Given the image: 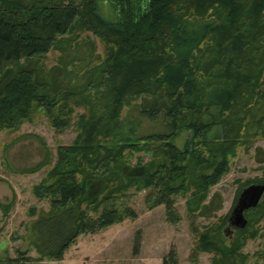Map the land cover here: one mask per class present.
<instances>
[{
    "label": "trees",
    "instance_id": "16d2710c",
    "mask_svg": "<svg viewBox=\"0 0 264 264\" xmlns=\"http://www.w3.org/2000/svg\"><path fill=\"white\" fill-rule=\"evenodd\" d=\"M83 45L87 62L76 57ZM50 52L58 63L47 69ZM82 63L85 80L77 86L74 69ZM263 105L264 0H0V131L42 116L56 134L76 133L58 145L54 162L46 153L32 169L51 166L32 187L48 205L29 228L38 257L19 251L0 264L62 261L79 237L136 218L131 199L142 192L147 210L162 206L171 225L185 199L191 264L203 253L211 264H246L247 242L264 238V194L245 213L244 229L229 237L225 228L240 192L264 184L263 167L262 177L240 184L224 217L202 229L194 219L220 210L218 194H209L236 148L264 137V114H255ZM141 118H160L163 131L141 135ZM162 264H177L173 248Z\"/></svg>",
    "mask_w": 264,
    "mask_h": 264
},
{
    "label": "rangeland",
    "instance_id": "374dc122",
    "mask_svg": "<svg viewBox=\"0 0 264 264\" xmlns=\"http://www.w3.org/2000/svg\"><path fill=\"white\" fill-rule=\"evenodd\" d=\"M109 9V8H108ZM106 5L101 7L104 16L111 18V10ZM83 38V36H81ZM80 38V39H81ZM89 39L98 44L97 39L89 36ZM88 45H83L76 53L77 59L86 60L83 52ZM97 53L101 57L102 51L97 45ZM58 53H49L43 63L47 69L57 65ZM97 63V62H95ZM75 83L79 86L85 77L78 72ZM125 115L129 118H137L135 109H126ZM257 115L264 114V105L255 111ZM142 124L139 127L141 135L151 132L163 131L162 120L149 121L141 118ZM16 131H0V205L12 204L10 211L5 212L0 208V258H19V251L26 253L25 257L37 258L38 254L31 245L29 228L36 220V212L42 209L48 210V205L40 201L32 193V187L44 177L51 167L43 166L41 169L32 172L37 164L42 163L46 153L53 160L58 145H69L76 136L71 128L64 133L56 134L49 126L44 117L38 116L33 122H24ZM220 134V128L214 131ZM188 138V134L179 137L178 145L181 147ZM250 146L242 144L236 148L234 157L230 159V168L226 176L212 188L209 197L217 193L221 199L220 210L214 212L213 217L194 219V222L203 227L217 222L218 217H224L230 209L234 200L235 192L240 184L247 180L258 179L263 176L264 162L257 159L264 156V137L250 139ZM257 148L261 152L257 153ZM140 156H143L140 154ZM137 156L131 159L136 162ZM148 160L146 155L143 157ZM53 162H51L53 164ZM185 199L177 201L176 209L179 212L180 220L177 225L166 223L165 211L162 206L153 210H147L143 200V192L132 197L130 207L137 213L136 218L126 219L120 224L109 227V229L96 235H85L78 238L73 247L64 255L62 261L42 262L40 264H162L170 249H174L177 257V264H191L190 252L194 247V235L190 232V222L185 210ZM34 210L35 214H32ZM261 234H264V221L260 223ZM226 226V230H227ZM233 230V228L231 229ZM229 232V231H228ZM139 248L135 250L134 244L138 239ZM235 232L231 231L229 237ZM245 254L250 255L246 264H264V238L260 236L255 240H249L243 248ZM211 255L203 253L200 255L197 264H211ZM4 264H7L5 262ZM15 264V263H14ZM18 264H39L36 262L18 261Z\"/></svg>",
    "mask_w": 264,
    "mask_h": 264
},
{
    "label": "water",
    "instance_id": "95a60500",
    "mask_svg": "<svg viewBox=\"0 0 264 264\" xmlns=\"http://www.w3.org/2000/svg\"><path fill=\"white\" fill-rule=\"evenodd\" d=\"M264 194V184H250L247 185L239 194L236 204L234 205L228 220L230 221V227L234 229H244L247 225V219L245 213L248 210L256 208Z\"/></svg>",
    "mask_w": 264,
    "mask_h": 264
},
{
    "label": "flooded vegetation",
    "instance_id": "af4514ba",
    "mask_svg": "<svg viewBox=\"0 0 264 264\" xmlns=\"http://www.w3.org/2000/svg\"><path fill=\"white\" fill-rule=\"evenodd\" d=\"M227 220H228V219H227ZM229 223H230V221L228 220V225H227L228 227L230 226ZM231 229H232V227H230V230H228V228H227V232L229 231V233H230L231 231H234V230H231Z\"/></svg>",
    "mask_w": 264,
    "mask_h": 264
}]
</instances>
